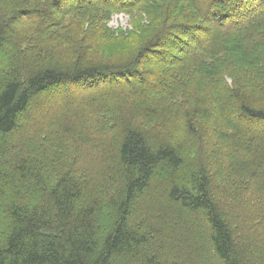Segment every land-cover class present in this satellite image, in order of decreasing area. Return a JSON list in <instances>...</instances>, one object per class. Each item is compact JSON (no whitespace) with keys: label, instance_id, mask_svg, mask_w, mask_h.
Wrapping results in <instances>:
<instances>
[{"label":"trees","instance_id":"trees-1","mask_svg":"<svg viewBox=\"0 0 264 264\" xmlns=\"http://www.w3.org/2000/svg\"><path fill=\"white\" fill-rule=\"evenodd\" d=\"M0 264H264V0H0Z\"/></svg>","mask_w":264,"mask_h":264},{"label":"rangeland","instance_id":"rangeland-1","mask_svg":"<svg viewBox=\"0 0 264 264\" xmlns=\"http://www.w3.org/2000/svg\"><path fill=\"white\" fill-rule=\"evenodd\" d=\"M190 14V13H188ZM100 24L101 27L105 26L107 28H110L115 31H120V29H123L124 31H127L131 28H133L131 23V16L127 12H113L110 17L107 19L96 21ZM97 24V23H96ZM117 47H112L113 53H117ZM190 63H188L186 66H189ZM229 69V68H228ZM230 71V72H229ZM229 71L223 70V74L219 75H202L201 73H193L187 76H184V86L183 88H186L187 83V89L193 94H206L205 92H212L214 90L215 84H220L221 82H217V78L220 75H223V82L229 84V85H235V83L241 82V83H249L248 77H251L249 73L240 71V70H233L229 69ZM233 72V73H231ZM212 76V77H210ZM209 82L211 85H206L203 87V83ZM213 87V88H212ZM226 201V199H225ZM231 202V201H230ZM231 205L234 206V203L231 202Z\"/></svg>","mask_w":264,"mask_h":264}]
</instances>
